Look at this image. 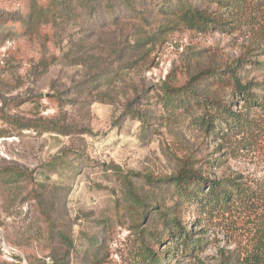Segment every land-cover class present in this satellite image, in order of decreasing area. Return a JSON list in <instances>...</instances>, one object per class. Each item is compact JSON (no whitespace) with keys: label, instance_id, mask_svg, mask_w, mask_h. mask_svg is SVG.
I'll list each match as a JSON object with an SVG mask.
<instances>
[{"label":"rangeland","instance_id":"obj_1","mask_svg":"<svg viewBox=\"0 0 264 264\" xmlns=\"http://www.w3.org/2000/svg\"><path fill=\"white\" fill-rule=\"evenodd\" d=\"M151 1L130 8L116 0L109 22L105 4L90 15L74 5L22 36L15 20L51 1L0 0V264H245L258 245L263 205L195 225L196 208L170 178L190 158L205 191L222 178L264 189V115L250 116L256 137L220 143L190 126L210 105L172 110L161 88L252 52L264 60V0H248L255 27L235 33L198 32ZM185 5L211 8L207 0ZM212 89L221 102L233 91ZM133 101L147 121L128 113ZM180 226L203 236L206 250L183 254Z\"/></svg>","mask_w":264,"mask_h":264},{"label":"trees","instance_id":"obj_2","mask_svg":"<svg viewBox=\"0 0 264 264\" xmlns=\"http://www.w3.org/2000/svg\"><path fill=\"white\" fill-rule=\"evenodd\" d=\"M51 4L47 8H29L26 14H22L15 20L19 24L20 35H33L35 27L42 18L53 19L58 13L70 9V7H83L88 15L96 11V7L104 5L106 14L105 21H114V3L116 0H50ZM127 7L132 8L131 0H119ZM148 1V0H140ZM158 1V0H157ZM156 0L149 2L151 5L158 4ZM211 8L198 9L186 6V0H160L161 5L157 10L164 11L165 14L175 15L179 20L201 33L216 30L223 33H235L247 27L253 29L256 24L253 6L248 0H207ZM130 5V6H129ZM168 5L167 9H164ZM216 7V8H213ZM135 15H141L135 13ZM145 20L144 17H141ZM260 49V46H256ZM251 49V48H250ZM252 50V49H251ZM262 72L264 79V60L258 58L253 52L247 54L243 59L237 60L234 64L227 66L221 72L217 70H206L193 76L186 83L177 86L165 81L162 85L163 103L172 110L174 108H185L197 106L205 111L210 105L211 110L200 116H195L191 127L204 130L206 133L223 143L228 140H236L244 137L253 138L258 134L254 128L256 121L250 118L251 114L261 113L264 115V80L252 79L254 73ZM206 84L203 97L197 96V90ZM213 86L218 89L232 88L227 102H221L217 93L211 91ZM212 94V95H211ZM237 102L243 103V110L235 112L232 105ZM134 101L128 103V113L135 115L142 121H147L148 116H143L141 112L133 110ZM264 122V118H262ZM36 127L42 128L46 132L69 135V130L65 126L57 125L54 122H35ZM32 127V126H28ZM44 127V128H43ZM264 129V128H263ZM242 139V140H243ZM223 148V144L220 145ZM229 147V146H228ZM228 147H226L228 149ZM220 159L215 158L211 163L220 165ZM170 182L175 186L181 196L182 201L191 203L196 208V221L198 225L203 220L212 218L218 214H235L237 212H254L260 206H264V189L253 190L240 183L237 178H222L217 181H208V188L205 191L200 186L205 183L200 170L194 167L193 160L185 158L180 161L178 170L174 173ZM206 185V183H205ZM182 230L181 240L183 254L186 256H197L208 247L205 238L194 239V233L180 226ZM152 264V263H148ZM222 264H236V262ZM245 264H264V229L259 235L258 245L252 253L248 254Z\"/></svg>","mask_w":264,"mask_h":264}]
</instances>
